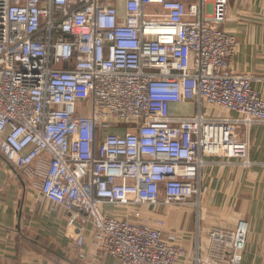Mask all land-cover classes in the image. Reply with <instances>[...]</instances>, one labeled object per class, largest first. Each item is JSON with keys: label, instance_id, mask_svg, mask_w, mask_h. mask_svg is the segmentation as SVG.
I'll list each match as a JSON object with an SVG mask.
<instances>
[{"label": "built area", "instance_id": "2783aa9c", "mask_svg": "<svg viewBox=\"0 0 264 264\" xmlns=\"http://www.w3.org/2000/svg\"><path fill=\"white\" fill-rule=\"evenodd\" d=\"M229 1L0 0V155L119 264H179L152 211L198 216L206 156L252 165L238 129L264 125V98L232 70ZM190 102L194 114H171ZM248 229L208 230L190 264H240Z\"/></svg>", "mask_w": 264, "mask_h": 264}, {"label": "crops", "instance_id": "0c3cea01", "mask_svg": "<svg viewBox=\"0 0 264 264\" xmlns=\"http://www.w3.org/2000/svg\"><path fill=\"white\" fill-rule=\"evenodd\" d=\"M221 29L237 41L232 70L252 76V87L264 98V0H230ZM170 112L190 116L195 106L172 105ZM202 113L234 116L211 106H203ZM238 136L248 143L252 165L244 168L238 159L206 156L198 216L188 205L152 211L166 219L164 235L174 233L185 249L186 258L179 264H190L196 242L205 245L208 230H230L238 220L249 226L240 264H264V125L240 127ZM67 221L63 209L32 192L0 155V264H119L90 246V228L80 238Z\"/></svg>", "mask_w": 264, "mask_h": 264}, {"label": "rangeland", "instance_id": "374dc122", "mask_svg": "<svg viewBox=\"0 0 264 264\" xmlns=\"http://www.w3.org/2000/svg\"><path fill=\"white\" fill-rule=\"evenodd\" d=\"M207 8L209 9V5H207ZM149 9L152 10V9H154V8L150 7ZM208 11H209V10H208ZM208 11H207V13H209ZM207 13H206V15H208ZM208 20H209V19H207V21H208ZM208 22H209V21H208ZM119 133H121V131H119Z\"/></svg>", "mask_w": 264, "mask_h": 264}]
</instances>
